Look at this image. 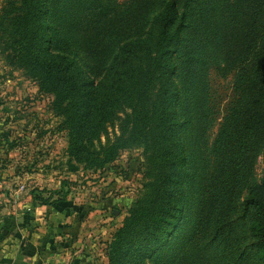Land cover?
Returning <instances> with one entry per match:
<instances>
[{
  "label": "trees",
  "instance_id": "obj_1",
  "mask_svg": "<svg viewBox=\"0 0 264 264\" xmlns=\"http://www.w3.org/2000/svg\"><path fill=\"white\" fill-rule=\"evenodd\" d=\"M18 17V58L52 96L71 169L101 170L142 147L150 179L107 241L106 264H149L159 249L171 264H264V176L239 202L245 243L229 229L248 161L264 152V0H21ZM212 64L235 70L240 91L204 148ZM65 184L32 205L66 201ZM195 189L194 228L178 229ZM211 213L213 229H197Z\"/></svg>",
  "mask_w": 264,
  "mask_h": 264
},
{
  "label": "rangeland",
  "instance_id": "obj_2",
  "mask_svg": "<svg viewBox=\"0 0 264 264\" xmlns=\"http://www.w3.org/2000/svg\"><path fill=\"white\" fill-rule=\"evenodd\" d=\"M65 1L56 0V4L61 6ZM20 3L21 0H0V216L6 212L16 214L31 210L32 194L46 195L60 189L65 181L59 194L66 189V203L71 206L65 207L68 209L67 222L61 229L67 227L79 232L74 244L60 251L61 263L83 261V264H92L88 257H94L97 264H104L107 240L121 225L128 207L150 179L143 172L142 147L122 150L114 162L101 170H88L81 164H77L78 169H71V164H76L66 154L67 138L64 131H60L59 118L51 109L52 96L40 89L18 58L22 34L18 17ZM57 41L63 42L59 28L52 43L53 50L60 49ZM83 60L90 64L87 58L83 57ZM91 61L94 68L96 63ZM235 74V70H225L216 64L209 68L205 95L207 109L201 120L204 148H210L218 128L238 98L240 86ZM112 135L109 129L108 136ZM101 140L104 143L105 136ZM263 176L264 152L259 149L248 161L237 206L232 213L235 219L229 224V229L242 243L246 239L247 220L237 214L239 202L247 188ZM188 196L178 229H193L199 216L195 207L197 189ZM37 213L45 214L43 211ZM39 218L38 223L45 225L43 216ZM212 220L211 213L197 229H213ZM146 260L149 264H171L169 256L162 257L161 249Z\"/></svg>",
  "mask_w": 264,
  "mask_h": 264
},
{
  "label": "crops",
  "instance_id": "obj_3",
  "mask_svg": "<svg viewBox=\"0 0 264 264\" xmlns=\"http://www.w3.org/2000/svg\"><path fill=\"white\" fill-rule=\"evenodd\" d=\"M66 201L51 206H33L24 213H4L0 216V264H62L60 251L73 245L78 229H61ZM63 210V211H61ZM44 212L40 215L37 212ZM66 212V211H65ZM43 216L45 225L37 220ZM65 226V225H64ZM73 236V238H72ZM69 237V238H68ZM108 241V240H107ZM88 254V251H86ZM92 264L96 259L88 257ZM106 264L107 257L104 254ZM76 264H83L79 261ZM87 264H91L87 262Z\"/></svg>",
  "mask_w": 264,
  "mask_h": 264
}]
</instances>
